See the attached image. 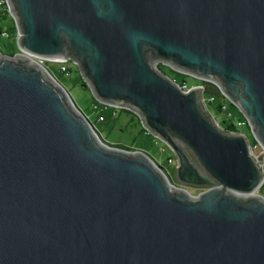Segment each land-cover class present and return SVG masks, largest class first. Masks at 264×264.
Returning <instances> with one entry per match:
<instances>
[{
    "label": "water",
    "instance_id": "obj_1",
    "mask_svg": "<svg viewBox=\"0 0 264 264\" xmlns=\"http://www.w3.org/2000/svg\"><path fill=\"white\" fill-rule=\"evenodd\" d=\"M0 50V264H264V171L198 85L215 81L264 146V0H6ZM78 64L94 97L136 112L176 157L108 144L37 59ZM193 160L191 159V157Z\"/></svg>",
    "mask_w": 264,
    "mask_h": 264
},
{
    "label": "rangeland",
    "instance_id": "obj_2",
    "mask_svg": "<svg viewBox=\"0 0 264 264\" xmlns=\"http://www.w3.org/2000/svg\"><path fill=\"white\" fill-rule=\"evenodd\" d=\"M0 25L15 26L16 23L12 14L8 12L5 17L0 18ZM5 28V27H3ZM10 32L11 30L8 29ZM15 30L10 32V36L0 35V50L3 53L13 54L19 51V46L15 36ZM41 64H43L46 69L67 89L71 97L73 98L76 105L84 112L87 118L92 122L94 128L99 133V135L106 141L111 143H120L132 149H141L148 153L152 158H154L163 167L168 180L175 186L187 190L191 195H197L200 191L207 189V185H193L188 183L179 182L174 175L176 162H168V156H174L175 154L171 148L163 142L159 137L155 136L149 132L141 123L139 115L133 110L130 111H117L116 114H112V105L108 109H105L102 113L103 119H97L101 112V108L96 107L92 99L97 100L92 94L89 86L82 78L78 64L68 58L66 61V66L69 67V73H64L59 69V62L37 59ZM164 65L171 68L169 65L164 64L161 60H157L153 65ZM171 76L179 79L181 74L178 72H172L168 68H165ZM175 70V69H173ZM177 71V70H175ZM182 73V72H181ZM186 74V73H184ZM189 75V74H188ZM188 83L191 86L199 85L196 77H189ZM84 83V84H83ZM204 95V94H203ZM208 95L205 97V108L211 117L217 123H221L224 118V113H219L216 110L215 104L209 102ZM102 103V102H101ZM240 131L248 136V140L254 143L256 138L253 134L251 126H242ZM193 160L192 156H190ZM258 193L264 195V184L257 190Z\"/></svg>",
    "mask_w": 264,
    "mask_h": 264
},
{
    "label": "built area",
    "instance_id": "obj_3",
    "mask_svg": "<svg viewBox=\"0 0 264 264\" xmlns=\"http://www.w3.org/2000/svg\"><path fill=\"white\" fill-rule=\"evenodd\" d=\"M0 8H6L8 10V12L11 14V12L8 9V5L6 0H0ZM15 36L16 39L18 37V31L16 28L15 31ZM0 35L2 36H10L9 31L6 28L0 27ZM68 59L65 60H52V61H58L59 62V69L64 72V73H69V69L66 66V61ZM203 80V79H201ZM207 81H211V80H207ZM213 82L220 91V96L217 94H208V100L211 103H219L221 105V111L222 113H224V118L225 119H231L235 122V126L237 128L240 129V127L242 126H251L250 120L248 119V117L246 115H244L240 110V112L242 113L241 115H238L234 113V110L231 108V103H233L231 101V99L223 92V90L221 89V87L219 86V84H217L215 81H211ZM179 86L183 89V90H188L190 88V85H188L187 82H182L181 84H179ZM198 86L201 87V89H203V85L199 84ZM205 97H203V102L205 104ZM104 104L103 107H101V109H106L107 105L110 106L107 103H102ZM113 106V105H112ZM114 107H118V106H114ZM102 113L100 112V114L98 115L97 119H102ZM236 132H242V131H236ZM250 143V148H251V152L253 157L255 158L256 162L258 163V165L260 166V168L264 171V146L262 145V143L258 140H255L254 143ZM174 156H168L167 157V161L168 162H176V159L173 158ZM264 184V181H263Z\"/></svg>",
    "mask_w": 264,
    "mask_h": 264
},
{
    "label": "trees",
    "instance_id": "obj_4",
    "mask_svg": "<svg viewBox=\"0 0 264 264\" xmlns=\"http://www.w3.org/2000/svg\"><path fill=\"white\" fill-rule=\"evenodd\" d=\"M8 14V10L6 9V8H0V18H2V17H5L6 15ZM0 27H5L7 30L8 29H10L11 31L12 30H15L16 31V27L15 26H8V27H6V26H4V25H0ZM10 31V32H11ZM9 32V33H10ZM157 67L161 70V71H163L165 74H167L169 77H171V78H173L174 80H176L179 84H181L182 82H188V83H190L189 81H188V78L189 77H191V78H193L194 76H191V75H188V74H184V73H181V72H179L180 74H181V77L179 78V79H176L175 77H173V76H171V74L170 73H168L167 72V70L165 69V68H168L170 71H172V72H178V71H175V70H173L172 68H169V67H166V66H164V65H157ZM68 69H69V67H68ZM197 79V81L199 82V84H201V85H203V89H201V91H203V94L204 95H208V94H217V95H219L220 96V91H219V88L213 83V82H211V81H207V80H201V79H198V78H196ZM84 84V83H83ZM189 85V84H188ZM191 86V85H190ZM203 95V96H204ZM92 102H93V104L96 106V107H99V108H101V107H103V105L104 104H102L101 102H98V101H96L95 99H92ZM215 104V107H216V110L219 112V113H222V111H221V105L219 104V103H214ZM231 108L234 110V113L235 114H237V116L238 115H241L242 113L239 111V109H238V107L235 105V104H233V103H231ZM110 106H108L107 105V107H106V109H108ZM112 107V114L113 115H115L116 114V110L119 112V111H124V112H128V111H130L129 109H127V108H124V107H114V106H111ZM105 110V109H104ZM104 110L103 109H101V113H103L104 112ZM210 114V113H209ZM103 116V115H102ZM103 119V118H102ZM219 124V126L221 127V128H223L224 130H227V131H234V132H236V131H240V129L239 128H237L236 126H235V122L233 121V120H227V119H225V118H223L222 119V122L221 123H218ZM104 140V139H103ZM104 141H106V140H104ZM108 144H110V145H112V146H116V147H120V148H124V149H129V150H132V148L131 147H127V146H125V145H123V144H120V143H111V142H108V141H106ZM154 159V158H153ZM155 160V159H154ZM155 162L157 163V164H159L156 160H155ZM160 165V164H159ZM161 166V165H160ZM163 168V167H162Z\"/></svg>",
    "mask_w": 264,
    "mask_h": 264
}]
</instances>
